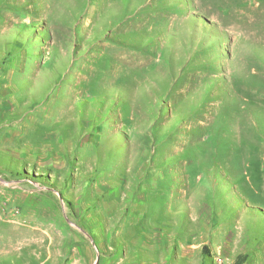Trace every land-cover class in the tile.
I'll use <instances>...</instances> for the list:
<instances>
[{
  "label": "rangeland",
  "instance_id": "obj_1",
  "mask_svg": "<svg viewBox=\"0 0 264 264\" xmlns=\"http://www.w3.org/2000/svg\"><path fill=\"white\" fill-rule=\"evenodd\" d=\"M264 264V0H0V264Z\"/></svg>",
  "mask_w": 264,
  "mask_h": 264
},
{
  "label": "water",
  "instance_id": "obj_2",
  "mask_svg": "<svg viewBox=\"0 0 264 264\" xmlns=\"http://www.w3.org/2000/svg\"><path fill=\"white\" fill-rule=\"evenodd\" d=\"M99 256H100V253H99V251L97 252V259H96V264H98L99 263Z\"/></svg>",
  "mask_w": 264,
  "mask_h": 264
}]
</instances>
